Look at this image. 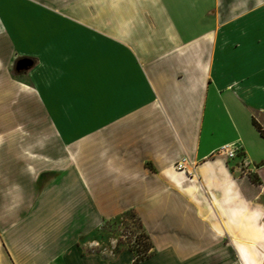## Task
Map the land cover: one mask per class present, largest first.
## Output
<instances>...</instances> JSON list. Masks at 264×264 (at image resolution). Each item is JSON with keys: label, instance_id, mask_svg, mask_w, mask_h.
Listing matches in <instances>:
<instances>
[{"label": "crops", "instance_id": "1", "mask_svg": "<svg viewBox=\"0 0 264 264\" xmlns=\"http://www.w3.org/2000/svg\"><path fill=\"white\" fill-rule=\"evenodd\" d=\"M263 115L264 0H0V264H264Z\"/></svg>", "mask_w": 264, "mask_h": 264}, {"label": "rangeland", "instance_id": "2", "mask_svg": "<svg viewBox=\"0 0 264 264\" xmlns=\"http://www.w3.org/2000/svg\"><path fill=\"white\" fill-rule=\"evenodd\" d=\"M11 72L15 73V70L12 68ZM260 202L264 207V196L260 198ZM98 237L100 242L91 246L84 245L83 251H96L104 256H111L118 248L123 246L131 249L135 254L142 248H146L148 243L132 210H128L105 222L98 232ZM111 240L114 241L111 242Z\"/></svg>", "mask_w": 264, "mask_h": 264}, {"label": "built area", "instance_id": "3", "mask_svg": "<svg viewBox=\"0 0 264 264\" xmlns=\"http://www.w3.org/2000/svg\"><path fill=\"white\" fill-rule=\"evenodd\" d=\"M261 129L264 130V125L261 124ZM218 151L223 152L227 158H233L236 155V148H228L226 145H221ZM194 164L189 162L186 158L182 157L173 163V168L177 171H184L188 175L193 174Z\"/></svg>", "mask_w": 264, "mask_h": 264}, {"label": "trees", "instance_id": "4", "mask_svg": "<svg viewBox=\"0 0 264 264\" xmlns=\"http://www.w3.org/2000/svg\"><path fill=\"white\" fill-rule=\"evenodd\" d=\"M251 122H252V125L254 126V128L257 130L259 136L264 138V130L261 129V124L264 125V115L258 121L252 116ZM249 178H250V181L253 183H255L257 181L256 177L254 175H250ZM143 235H144V237H146V235L144 233H143ZM149 247H150V244L148 242L146 248H142L141 250H139L137 253L134 254V258L139 259V258L145 256L147 254V250L149 249Z\"/></svg>", "mask_w": 264, "mask_h": 264}, {"label": "water", "instance_id": "5", "mask_svg": "<svg viewBox=\"0 0 264 264\" xmlns=\"http://www.w3.org/2000/svg\"><path fill=\"white\" fill-rule=\"evenodd\" d=\"M30 64L31 61L28 58H18L17 60H15L13 67L15 71H21L29 67Z\"/></svg>", "mask_w": 264, "mask_h": 264}]
</instances>
